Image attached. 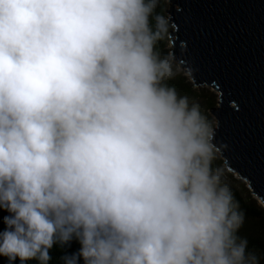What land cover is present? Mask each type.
Returning a JSON list of instances; mask_svg holds the SVG:
<instances>
[{
    "label": "clouds",
    "instance_id": "clouds-1",
    "mask_svg": "<svg viewBox=\"0 0 264 264\" xmlns=\"http://www.w3.org/2000/svg\"><path fill=\"white\" fill-rule=\"evenodd\" d=\"M160 0H0V256L259 264L199 105L161 85ZM150 17L154 24H150Z\"/></svg>",
    "mask_w": 264,
    "mask_h": 264
},
{
    "label": "water",
    "instance_id": "water-1",
    "mask_svg": "<svg viewBox=\"0 0 264 264\" xmlns=\"http://www.w3.org/2000/svg\"><path fill=\"white\" fill-rule=\"evenodd\" d=\"M171 57L218 93L211 143L264 208V0H168Z\"/></svg>",
    "mask_w": 264,
    "mask_h": 264
},
{
    "label": "trees",
    "instance_id": "trees-1",
    "mask_svg": "<svg viewBox=\"0 0 264 264\" xmlns=\"http://www.w3.org/2000/svg\"><path fill=\"white\" fill-rule=\"evenodd\" d=\"M168 0H160L159 5L155 9L153 15L159 13L168 18L166 11L168 10ZM150 24H154V21L150 17ZM171 24H169L168 33L165 38L158 41L154 47V53L159 57H170L172 64L173 76L161 81L162 86L169 88H174L180 97H187L190 104L199 105L201 114L204 117V109L199 100L196 87L191 83L187 76L178 74L177 68L174 64V61L171 57V48H169V32L171 29ZM185 73V72H184ZM211 107V105H209ZM210 127L211 124H209ZM212 129V128H211ZM212 168L220 169L222 172V182L229 185L235 201L239 203L240 211L244 213V223L239 229L237 235L243 239H246L248 242V252L254 254L259 264H264V208L257 203V201L252 198L250 195L243 196L242 193L235 187L232 182V175L229 173L224 165L223 160L217 156L214 152V158L212 160ZM251 193L250 191H246ZM6 211L0 210V231H3L5 225L3 224V217L7 216ZM79 243L76 240H72L68 245L61 247L60 245H54L50 249L51 260L49 264H63L61 257L64 255H71L79 250ZM0 264H9V260L5 256H0ZM12 264H20L19 259L17 258ZM25 264H38L35 260L26 261ZM79 264H83V260L79 261Z\"/></svg>",
    "mask_w": 264,
    "mask_h": 264
},
{
    "label": "rangeland",
    "instance_id": "rangeland-1",
    "mask_svg": "<svg viewBox=\"0 0 264 264\" xmlns=\"http://www.w3.org/2000/svg\"><path fill=\"white\" fill-rule=\"evenodd\" d=\"M171 29L173 30V27H171ZM168 45H169V48H171L170 41H169ZM174 64H175V66L177 68L178 74L180 73V74L186 76V73H184V70L181 69V67L177 63L174 62ZM196 89H197V93H198V96H199V100H200L201 105H202V107L204 109V118L206 119L208 124H211L212 132H213V129L217 126V120L211 114L210 111H211L212 108L218 106V93H217L216 90H214L213 88H210V87H200V88H196ZM209 105H211V107H209ZM214 152H215V154L217 156L220 157V155H219V153L217 151L214 150ZM231 174H233V173H231ZM232 177H233L232 178L233 179L232 180L233 184L242 193L243 196L246 197L247 195L248 196L250 195L252 198H254L257 201V203L259 205L262 206L261 202L258 199H256L251 193L249 194V193L246 192L247 190L249 191L248 184L246 182L241 180L236 174H233Z\"/></svg>",
    "mask_w": 264,
    "mask_h": 264
}]
</instances>
